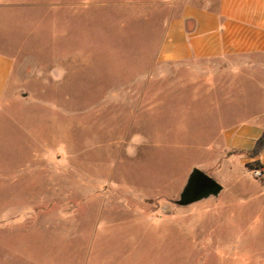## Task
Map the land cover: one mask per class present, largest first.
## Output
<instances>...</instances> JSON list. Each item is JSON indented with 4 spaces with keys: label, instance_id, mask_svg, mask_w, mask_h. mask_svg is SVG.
<instances>
[{
    "label": "rangeland",
    "instance_id": "374dc122",
    "mask_svg": "<svg viewBox=\"0 0 264 264\" xmlns=\"http://www.w3.org/2000/svg\"><path fill=\"white\" fill-rule=\"evenodd\" d=\"M8 4L0 264H264V150L247 149L261 130L241 149L224 137L239 116L264 124L256 100L156 63L167 23L218 0ZM193 168L223 190L179 207Z\"/></svg>",
    "mask_w": 264,
    "mask_h": 264
},
{
    "label": "crops",
    "instance_id": "0c3cea01",
    "mask_svg": "<svg viewBox=\"0 0 264 264\" xmlns=\"http://www.w3.org/2000/svg\"><path fill=\"white\" fill-rule=\"evenodd\" d=\"M10 1L0 0V8ZM156 63L164 69L188 71L196 81L207 82L205 94L218 92L228 104L236 97L253 95L255 113L264 118V0H218L215 10L184 9L181 17L167 23ZM13 67V59L0 52V111ZM245 104L239 100V110ZM256 123L242 122L239 116L225 126L226 144L241 149L237 147L241 130L264 129V124Z\"/></svg>",
    "mask_w": 264,
    "mask_h": 264
},
{
    "label": "water",
    "instance_id": "95a60500",
    "mask_svg": "<svg viewBox=\"0 0 264 264\" xmlns=\"http://www.w3.org/2000/svg\"><path fill=\"white\" fill-rule=\"evenodd\" d=\"M223 187L210 176L197 168H193L179 194L175 204L179 207H187L210 197H217Z\"/></svg>",
    "mask_w": 264,
    "mask_h": 264
},
{
    "label": "trees",
    "instance_id": "16d2710c",
    "mask_svg": "<svg viewBox=\"0 0 264 264\" xmlns=\"http://www.w3.org/2000/svg\"><path fill=\"white\" fill-rule=\"evenodd\" d=\"M264 150V129L262 130L260 136L255 140L252 149L249 151L248 156L250 158H255Z\"/></svg>",
    "mask_w": 264,
    "mask_h": 264
},
{
    "label": "built area",
    "instance_id": "2783aa9c",
    "mask_svg": "<svg viewBox=\"0 0 264 264\" xmlns=\"http://www.w3.org/2000/svg\"><path fill=\"white\" fill-rule=\"evenodd\" d=\"M256 175L260 176L261 175V171L260 170H256Z\"/></svg>",
    "mask_w": 264,
    "mask_h": 264
}]
</instances>
